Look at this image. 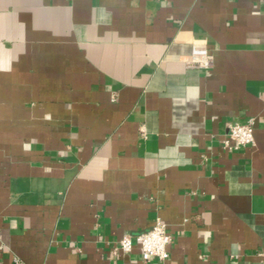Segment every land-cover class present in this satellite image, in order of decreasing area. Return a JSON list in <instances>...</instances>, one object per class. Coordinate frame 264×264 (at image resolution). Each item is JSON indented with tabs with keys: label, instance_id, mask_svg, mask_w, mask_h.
Masks as SVG:
<instances>
[{
	"label": "crops",
	"instance_id": "1",
	"mask_svg": "<svg viewBox=\"0 0 264 264\" xmlns=\"http://www.w3.org/2000/svg\"><path fill=\"white\" fill-rule=\"evenodd\" d=\"M0 226V264H264V0H0Z\"/></svg>",
	"mask_w": 264,
	"mask_h": 264
},
{
	"label": "built area",
	"instance_id": "2",
	"mask_svg": "<svg viewBox=\"0 0 264 264\" xmlns=\"http://www.w3.org/2000/svg\"><path fill=\"white\" fill-rule=\"evenodd\" d=\"M187 67L195 69H209L214 65V55L205 43L194 42L192 51L185 61ZM256 142L254 133V120L249 119L246 122L235 121L230 124V132L224 140V145L233 149H240L247 146H253ZM172 236L168 231L167 223L158 221L150 229L137 234H125L112 248L116 255L130 253L134 245L140 246L142 258L149 261L151 258L166 260L169 258L168 244ZM1 240L0 226V249L3 248ZM15 264H23L19 259L14 258Z\"/></svg>",
	"mask_w": 264,
	"mask_h": 264
}]
</instances>
